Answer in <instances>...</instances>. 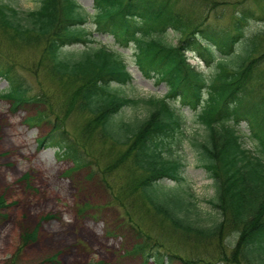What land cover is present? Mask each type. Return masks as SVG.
Masks as SVG:
<instances>
[{
  "label": "trees",
  "instance_id": "obj_1",
  "mask_svg": "<svg viewBox=\"0 0 264 264\" xmlns=\"http://www.w3.org/2000/svg\"><path fill=\"white\" fill-rule=\"evenodd\" d=\"M38 1L37 8L27 11L0 2V28L13 40L45 39L50 69L78 81L73 94L79 109L91 115L83 133L98 130L126 146L125 155L141 174L136 186L155 213L177 230L217 246L213 255L192 260L170 251L152 252L148 237L130 217L124 222L139 239L133 250L161 263L166 256L190 264H264V84L252 85L264 65V28L251 34L246 31L257 14L248 8L236 11L231 27L218 28L206 23V15L195 23L185 20L172 7V0H94L97 32L113 35L123 47L133 43L143 72L169 87L166 95L143 100L146 115L130 120L121 114L139 100L119 88L132 81L124 53L93 45L95 38L84 26L87 13L76 0ZM168 29L179 35L176 43L162 38ZM189 52L212 65L209 81L205 72L190 63ZM15 67L7 62L0 70L9 80L5 96L13 100L14 108L35 99ZM175 97L195 109L194 122L201 129L189 142L216 188L209 203L219 218L208 225L199 224L200 214L182 189V163L173 148L185 137L187 119L171 102ZM242 122L247 123L254 148L243 139ZM53 129L67 140L63 126L55 124ZM66 143L65 154L77 166L85 164L78 143ZM165 179L174 180L177 191L165 185ZM22 239L28 242L35 236L26 234Z\"/></svg>",
  "mask_w": 264,
  "mask_h": 264
},
{
  "label": "rangeland",
  "instance_id": "obj_2",
  "mask_svg": "<svg viewBox=\"0 0 264 264\" xmlns=\"http://www.w3.org/2000/svg\"><path fill=\"white\" fill-rule=\"evenodd\" d=\"M0 1L22 10L40 5L37 0ZM78 1L88 14L95 12L94 0ZM171 3L184 14L185 20L195 23L206 15V23L218 28L231 27L236 11L248 8L257 15L247 26V33L264 28V0H172ZM86 27L94 31V45L107 44L125 52L133 80L119 88L139 102L126 107L121 115L130 120L135 116L143 118L147 112L143 100L164 96L168 92L167 83L144 75L133 43L126 48L113 35L97 33L94 19ZM178 37L168 29L162 38L176 43ZM45 43L43 38L13 40L0 28V64L14 63L30 86V96L37 100V104L29 103L14 110L11 100L1 96L9 84L0 76V264H190L179 259L170 261L166 256L164 263H158L149 254L145 261L140 251L133 250L139 239L124 222L130 217L141 227L143 236L148 237L152 252H175L189 260L213 255L217 249L214 242L203 243L155 213L136 186L141 174L130 164V156L125 155L126 146L115 144L98 130L83 133L91 115L79 109L73 94L78 81L60 77L50 69ZM190 61L205 72L208 81L212 78L213 69L202 60L190 54ZM260 84H264V65L252 85ZM173 103L187 118L184 127L187 135L179 145H174V155L184 164L183 186L193 193L188 199L196 203L201 217L199 224L208 225L218 218L208 203L215 187L189 142V137L200 135L201 129L194 122L195 110L180 98ZM40 111L47 117L37 124L28 121V116ZM53 123L63 126L68 139L78 142L85 164L75 165L77 162L70 154L64 155L65 148L59 149L57 139H51L54 142L48 147L39 145L38 139L51 132ZM241 130L253 146L245 122ZM164 184L173 188L175 182L165 179ZM227 231L225 239L230 229ZM26 234L35 239L24 242L22 237ZM225 243L229 244L228 240ZM227 252L231 254V248Z\"/></svg>",
  "mask_w": 264,
  "mask_h": 264
}]
</instances>
